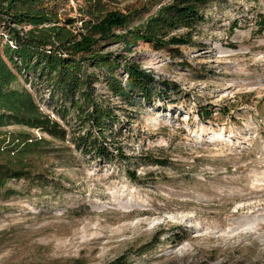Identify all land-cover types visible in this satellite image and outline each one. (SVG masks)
<instances>
[{
	"label": "rangeland",
	"instance_id": "1",
	"mask_svg": "<svg viewBox=\"0 0 264 264\" xmlns=\"http://www.w3.org/2000/svg\"><path fill=\"white\" fill-rule=\"evenodd\" d=\"M202 13L187 45L108 48L120 65L134 60L180 89L127 106L96 85L127 159L82 154L38 132L49 140L43 148H56L34 162L53 184L10 180L1 190L0 264H264V30L256 24L264 0H220ZM31 81L17 83L56 118ZM201 108L211 118L200 119ZM0 130L38 137L17 125Z\"/></svg>",
	"mask_w": 264,
	"mask_h": 264
},
{
	"label": "trees",
	"instance_id": "2",
	"mask_svg": "<svg viewBox=\"0 0 264 264\" xmlns=\"http://www.w3.org/2000/svg\"><path fill=\"white\" fill-rule=\"evenodd\" d=\"M73 1L75 6L69 0H0V39L6 38L0 43V129L26 127L61 143L69 141L82 154L127 159L122 144L115 141V117L105 100L99 99L96 85L127 106L139 99L145 103L164 100L170 91L180 89L176 82L156 78L134 60L120 65L121 54L108 48L119 44L129 52L139 41L154 50L187 45L203 19V8L220 0H141L124 6H120L122 0ZM154 4L156 10L133 26V20ZM256 19L261 32L264 15ZM120 72L124 80L117 76ZM19 78H30L37 82L35 91L40 87L47 92L58 120L40 109L32 92L18 86ZM196 113L200 119L212 114L207 108ZM68 115L76 123L73 127L59 122L67 123ZM48 143L29 133L15 137L0 130V192L10 180L22 179L38 188L53 184L46 169L34 163L35 157L55 151L43 148ZM155 237L153 242L159 241Z\"/></svg>",
	"mask_w": 264,
	"mask_h": 264
},
{
	"label": "built area",
	"instance_id": "3",
	"mask_svg": "<svg viewBox=\"0 0 264 264\" xmlns=\"http://www.w3.org/2000/svg\"><path fill=\"white\" fill-rule=\"evenodd\" d=\"M36 133L38 134V131L36 130ZM38 137H39V134H38Z\"/></svg>",
	"mask_w": 264,
	"mask_h": 264
}]
</instances>
